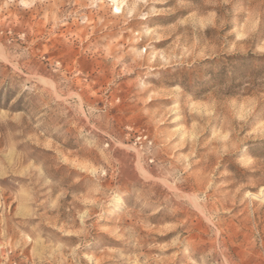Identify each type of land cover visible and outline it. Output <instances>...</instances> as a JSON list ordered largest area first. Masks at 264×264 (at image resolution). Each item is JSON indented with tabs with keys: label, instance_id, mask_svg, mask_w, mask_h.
Returning <instances> with one entry per match:
<instances>
[{
	"label": "rangeland",
	"instance_id": "374dc122",
	"mask_svg": "<svg viewBox=\"0 0 264 264\" xmlns=\"http://www.w3.org/2000/svg\"><path fill=\"white\" fill-rule=\"evenodd\" d=\"M0 264H264V0H0Z\"/></svg>",
	"mask_w": 264,
	"mask_h": 264
},
{
	"label": "bare ground",
	"instance_id": "6f19581e",
	"mask_svg": "<svg viewBox=\"0 0 264 264\" xmlns=\"http://www.w3.org/2000/svg\"><path fill=\"white\" fill-rule=\"evenodd\" d=\"M120 5H121V3H119L118 5L115 6V8H114L115 13H119V11L121 9Z\"/></svg>",
	"mask_w": 264,
	"mask_h": 264
},
{
	"label": "built area",
	"instance_id": "2783aa9c",
	"mask_svg": "<svg viewBox=\"0 0 264 264\" xmlns=\"http://www.w3.org/2000/svg\"><path fill=\"white\" fill-rule=\"evenodd\" d=\"M139 139H143V140H146V137H140ZM148 145L150 146L151 143H148ZM151 162V161H150Z\"/></svg>",
	"mask_w": 264,
	"mask_h": 264
}]
</instances>
